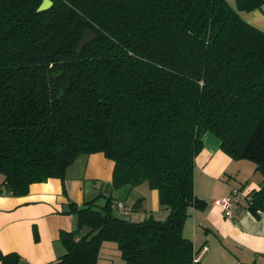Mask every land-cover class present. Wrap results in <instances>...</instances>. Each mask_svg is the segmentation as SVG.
Listing matches in <instances>:
<instances>
[{
  "label": "trees",
  "instance_id": "16d2710c",
  "mask_svg": "<svg viewBox=\"0 0 264 264\" xmlns=\"http://www.w3.org/2000/svg\"><path fill=\"white\" fill-rule=\"evenodd\" d=\"M0 0V194L65 177L80 155L113 161L110 189L146 182L164 220L132 221L111 194L78 206L65 252L46 264H96L117 244L125 264H199L183 235L195 157L210 132L262 181L241 203L264 212V32L240 14L263 0ZM85 28L95 33L80 53ZM2 264H19L16 252Z\"/></svg>",
  "mask_w": 264,
  "mask_h": 264
},
{
  "label": "crops",
  "instance_id": "0c3cea01",
  "mask_svg": "<svg viewBox=\"0 0 264 264\" xmlns=\"http://www.w3.org/2000/svg\"><path fill=\"white\" fill-rule=\"evenodd\" d=\"M240 14L264 32V0L260 8L241 11ZM202 140L203 147L195 157L194 192L205 204L189 210L183 235L193 242L199 264H264V212L256 217L238 204L232 215L226 216L221 207L212 203L213 199L229 196L235 188L244 193L258 189L262 176L253 163L254 166L249 165L253 177L244 176L237 183L240 167L248 163L225 154L219 139L210 132H206ZM113 167V161L101 152L80 155L67 168L63 179L49 178L32 183L23 196L0 194V252L18 253L19 264H46L59 258L65 252L60 233L71 231L75 226L74 214L67 212L69 202L80 206L111 194L116 201L123 203L133 195L134 200L137 198L133 208L143 210L146 218L144 197L132 192L137 186L129 191L110 189ZM2 180L0 175V187ZM139 192L149 197L152 217L164 220L168 210L160 206L157 190L147 189L145 185ZM121 217L128 219L124 215ZM129 220L141 221L132 216ZM96 264L125 262L117 244L104 241Z\"/></svg>",
  "mask_w": 264,
  "mask_h": 264
},
{
  "label": "rangeland",
  "instance_id": "374dc122",
  "mask_svg": "<svg viewBox=\"0 0 264 264\" xmlns=\"http://www.w3.org/2000/svg\"><path fill=\"white\" fill-rule=\"evenodd\" d=\"M226 1L229 3L230 6H232L233 8H235V0H226ZM244 161H245V163H248V164H246L247 166L240 167L238 177H236V175H234L236 177V182L237 183H239L242 180V178H244V176H246V177H248V176L253 177V170H251V166H249V165H253L254 166L253 162H251L249 160H244ZM256 175H258V174H256ZM145 185H147L146 182H143V183L137 185L136 189H133L132 192L135 195L138 193L140 196L144 197V199H145V200L143 199L144 200V209L147 210V212H148V213H146L147 216L145 215V217L146 218H150V217H152V213H150V212H151V210H152L153 207L151 205V202L149 200V197L147 195H145L144 193L139 192V191H142L143 190V187H145ZM148 187L149 186L147 185V189H149ZM136 199L134 200L133 195L132 196L130 195L129 197L126 198V200H123L122 201L123 202L122 204L124 206V209L119 210L117 208V210H116V212L119 213V216L124 215L128 219L130 218V216H132L136 220H141V221L144 220V219H146L143 216V214H144L143 210L141 211L139 209H134L133 208V202L136 201ZM96 202H97L98 205L103 204L104 203V197L103 196L98 197ZM141 216L143 218L142 219H138ZM153 218H154V216H153Z\"/></svg>",
  "mask_w": 264,
  "mask_h": 264
},
{
  "label": "built area",
  "instance_id": "2783aa9c",
  "mask_svg": "<svg viewBox=\"0 0 264 264\" xmlns=\"http://www.w3.org/2000/svg\"><path fill=\"white\" fill-rule=\"evenodd\" d=\"M247 198V193H244L239 189H232L229 196L213 199L212 203L221 207L226 216H230L233 213L234 206L241 204ZM117 208L119 210L124 209L122 203H119Z\"/></svg>",
  "mask_w": 264,
  "mask_h": 264
},
{
  "label": "water",
  "instance_id": "95a60500",
  "mask_svg": "<svg viewBox=\"0 0 264 264\" xmlns=\"http://www.w3.org/2000/svg\"><path fill=\"white\" fill-rule=\"evenodd\" d=\"M53 2L51 0H42L40 5L37 8V12L45 11L49 9L52 6ZM95 37V33H93L89 28H85L84 34L82 38L79 41V44L77 46V53H80L83 47L91 42Z\"/></svg>",
  "mask_w": 264,
  "mask_h": 264
}]
</instances>
